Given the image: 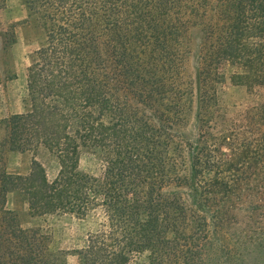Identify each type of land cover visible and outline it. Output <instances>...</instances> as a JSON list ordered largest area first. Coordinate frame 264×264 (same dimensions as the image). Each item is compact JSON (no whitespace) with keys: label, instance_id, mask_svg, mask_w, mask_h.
Returning a JSON list of instances; mask_svg holds the SVG:
<instances>
[{"label":"trees","instance_id":"trees-1","mask_svg":"<svg viewBox=\"0 0 264 264\" xmlns=\"http://www.w3.org/2000/svg\"><path fill=\"white\" fill-rule=\"evenodd\" d=\"M23 1L46 39L28 70L27 111L0 120L1 147L34 156L27 175L0 171V264H67L7 209L12 192L36 214L102 212L80 264L146 252L149 264H210V219L223 220L264 164V105L242 130L207 132L223 118L222 86L264 87V0ZM42 149L59 164L52 180ZM84 153L105 162L100 176L80 169Z\"/></svg>","mask_w":264,"mask_h":264},{"label":"rangeland","instance_id":"rangeland-1","mask_svg":"<svg viewBox=\"0 0 264 264\" xmlns=\"http://www.w3.org/2000/svg\"><path fill=\"white\" fill-rule=\"evenodd\" d=\"M45 39L44 29L30 16L23 0L5 1L0 9V120L10 116V105L14 100L18 102L24 98L25 104L30 103L28 87H23L22 81L26 79L28 84L32 57ZM186 68L191 73L193 63L188 62ZM220 101L218 114L223 118L216 117L218 122L215 124L213 121L214 128L207 130L216 136L231 124H235L238 130L244 128L246 112L264 105V87L255 86L250 89L233 86L228 82L220 88ZM197 132V122L192 117L186 133L193 138ZM0 138L1 171L6 170L8 154L11 152L1 147L6 139V130L2 124ZM223 151L227 152V149L223 147ZM20 154L28 174L34 156L30 152ZM36 158L45 165L49 179H54L59 172L55 158L44 149L39 150ZM252 163L249 161L245 166ZM79 166L87 173L100 176L106 164L99 157L84 153ZM259 168L253 167V171H248L246 175L254 179L257 177L256 180H252L250 190L248 188L241 194L238 192L239 199H233L230 209L223 213V220L215 222L210 219V237L206 250L210 264H264V184H259L261 178H264V164ZM238 172L240 175L241 171ZM14 194L7 197V208L16 213L22 228L41 231L49 238L54 253H65L67 264H80L77 251L86 247L90 233L100 229L102 212L97 210L84 219L65 212L36 214L30 211L25 195L17 192ZM131 264H149V253L136 255Z\"/></svg>","mask_w":264,"mask_h":264},{"label":"crops","instance_id":"crops-1","mask_svg":"<svg viewBox=\"0 0 264 264\" xmlns=\"http://www.w3.org/2000/svg\"><path fill=\"white\" fill-rule=\"evenodd\" d=\"M22 86L28 87L26 79H25V81H22ZM11 105H10V116L16 115V114H23L27 111L26 104L24 103V98H20L18 102H17V100H14V103H12ZM0 141H1V138H0ZM8 155L9 156H8V161L6 164V171L10 174H16V175L17 174L18 175L27 174V171L25 170V167L23 166V164L21 162L22 155L20 154V152H18V153L10 152ZM14 193H16V192H12V193L8 194V196L9 195H15ZM10 197H13V196H10ZM6 207H7V204H6Z\"/></svg>","mask_w":264,"mask_h":264}]
</instances>
